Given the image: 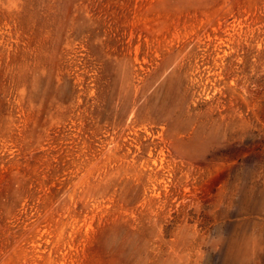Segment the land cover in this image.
<instances>
[{
	"label": "rangeland",
	"instance_id": "1",
	"mask_svg": "<svg viewBox=\"0 0 264 264\" xmlns=\"http://www.w3.org/2000/svg\"><path fill=\"white\" fill-rule=\"evenodd\" d=\"M0 264H264V0H0Z\"/></svg>",
	"mask_w": 264,
	"mask_h": 264
}]
</instances>
